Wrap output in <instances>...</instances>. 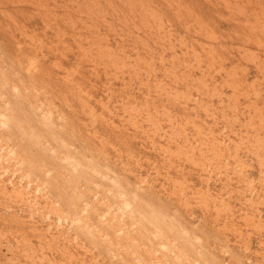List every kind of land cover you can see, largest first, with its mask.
I'll return each instance as SVG.
<instances>
[{
    "label": "rangeland",
    "instance_id": "rangeland-1",
    "mask_svg": "<svg viewBox=\"0 0 264 264\" xmlns=\"http://www.w3.org/2000/svg\"><path fill=\"white\" fill-rule=\"evenodd\" d=\"M0 264H264V0H0Z\"/></svg>",
    "mask_w": 264,
    "mask_h": 264
}]
</instances>
